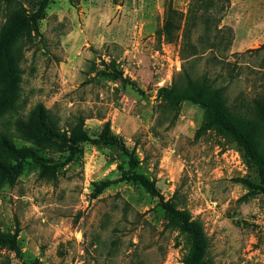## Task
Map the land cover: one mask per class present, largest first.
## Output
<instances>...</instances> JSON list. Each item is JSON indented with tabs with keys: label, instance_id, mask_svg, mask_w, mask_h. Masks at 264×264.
<instances>
[{
	"label": "rangeland",
	"instance_id": "1",
	"mask_svg": "<svg viewBox=\"0 0 264 264\" xmlns=\"http://www.w3.org/2000/svg\"><path fill=\"white\" fill-rule=\"evenodd\" d=\"M16 1L31 14L41 0ZM191 2L48 0L23 40L12 93L0 55V160L15 166L0 170V264H184L189 236L168 226L160 198L133 174L202 225L213 264H264V194L247 185H259L257 169L211 112L160 95L184 67L193 77L206 72L232 111L249 117L264 86V49L255 51L264 0H229L218 27L231 28L229 45L211 34L218 46L195 62L181 57L182 29L171 42L156 33L170 3L185 15ZM202 34L199 24L192 43L211 47L197 41ZM38 105L55 136L83 119L94 139L108 124L137 164L92 142L70 155L39 130ZM23 148L34 158L12 154Z\"/></svg>",
	"mask_w": 264,
	"mask_h": 264
},
{
	"label": "trees",
	"instance_id": "2",
	"mask_svg": "<svg viewBox=\"0 0 264 264\" xmlns=\"http://www.w3.org/2000/svg\"><path fill=\"white\" fill-rule=\"evenodd\" d=\"M47 3L48 0H41L35 13L26 14L16 0L6 2L4 21L0 25V55L6 64V75L13 81L11 93L15 90L14 85L17 84L16 75L20 74L19 63L22 57L23 40H26L30 34V31L28 33L29 27L30 30L36 29L37 20L43 16ZM228 5L229 0H192L184 15L170 3L166 9L162 27L156 33L171 42L176 38V33L182 29L181 57L185 60L192 59L195 62L205 53L206 49L213 51L218 46L214 42L210 43L211 34H214V39L220 38V41L229 45L232 37L231 28H218ZM199 24L203 25V34L198 37L197 41L211 47L202 48L201 45L199 47L192 43L193 30ZM220 41L218 43H222ZM261 49H264V44L255 51ZM260 68L264 69V59ZM160 95L162 101L169 106L176 107L180 102L188 101L211 112L214 116V123L232 137L243 160L257 169L260 183L256 186L247 184L248 187H255L257 193L264 194V86L260 94L252 99L251 114L247 118L237 116L232 111L226 102L225 88L215 86L206 72L201 76L193 77L184 67L178 78L172 80L169 87L160 90ZM48 113L49 111L42 105L37 106L36 121L39 130L42 129L47 137L58 139L66 146V151L70 155L78 151L80 144L92 142L96 145L118 148L134 165L137 164L133 152H130L111 132L108 124L104 126L97 138L91 139L84 128V120L81 119L78 120L74 128L63 130L59 137L55 136L53 132L51 133ZM1 139L5 140L6 138L1 135ZM12 154L19 160L34 158V154L28 148L12 149ZM7 169L14 171L15 166H10L8 162L0 160V170ZM129 180L139 184L150 195L159 197L164 210V219L168 226L189 236L190 249L184 259V264H213L209 256L210 241L202 225L198 221L192 220L189 213L176 208L170 201H164L154 183L143 175L133 174ZM108 185L109 182L98 185L96 187L97 194Z\"/></svg>",
	"mask_w": 264,
	"mask_h": 264
}]
</instances>
